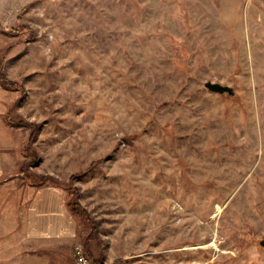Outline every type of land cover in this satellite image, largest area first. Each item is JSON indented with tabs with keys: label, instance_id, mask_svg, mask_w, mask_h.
<instances>
[{
	"label": "rangeland",
	"instance_id": "obj_1",
	"mask_svg": "<svg viewBox=\"0 0 264 264\" xmlns=\"http://www.w3.org/2000/svg\"><path fill=\"white\" fill-rule=\"evenodd\" d=\"M0 55L93 262L264 264V0H0Z\"/></svg>",
	"mask_w": 264,
	"mask_h": 264
},
{
	"label": "crops",
	"instance_id": "obj_2",
	"mask_svg": "<svg viewBox=\"0 0 264 264\" xmlns=\"http://www.w3.org/2000/svg\"><path fill=\"white\" fill-rule=\"evenodd\" d=\"M2 104L0 90V264H60L59 246L82 242L68 190L21 171L24 132L5 122Z\"/></svg>",
	"mask_w": 264,
	"mask_h": 264
},
{
	"label": "trees",
	"instance_id": "obj_3",
	"mask_svg": "<svg viewBox=\"0 0 264 264\" xmlns=\"http://www.w3.org/2000/svg\"><path fill=\"white\" fill-rule=\"evenodd\" d=\"M25 27L23 28H14V30H24ZM3 61H4V55H0V83L1 85L6 88V89H9V90H17L19 89V85L17 83V81H14V80H10L5 72H4V68H3ZM5 122L12 126V127H16L18 129H22L23 132H24V137H23V145H22V151H23V154H25V149H24V145H25V141H26V134L29 132V124L27 122H22L21 120H14L13 118H11L8 114L5 116ZM22 167V166H21ZM37 178V177H36ZM47 179L49 180H52L54 182H50V183H54V184H57V185H62L64 186L63 183H61L60 181H58L56 178L54 177H49L47 176L46 177ZM35 179V177H34ZM36 181H31V182H34L35 184H39V183H45L43 181V178H40L38 176L37 179H35ZM65 187V186H64ZM73 194V191L72 193ZM68 205L72 211V213L77 217L79 218L80 220H82L84 223L86 222L85 220V217L83 216L82 212L78 211L77 209V203L74 202V200H72V198H69V195H68ZM94 264H97L95 261L93 262Z\"/></svg>",
	"mask_w": 264,
	"mask_h": 264
},
{
	"label": "built area",
	"instance_id": "obj_4",
	"mask_svg": "<svg viewBox=\"0 0 264 264\" xmlns=\"http://www.w3.org/2000/svg\"><path fill=\"white\" fill-rule=\"evenodd\" d=\"M74 264H93V260L87 253L82 242H78L73 247Z\"/></svg>",
	"mask_w": 264,
	"mask_h": 264
},
{
	"label": "water",
	"instance_id": "obj_5",
	"mask_svg": "<svg viewBox=\"0 0 264 264\" xmlns=\"http://www.w3.org/2000/svg\"><path fill=\"white\" fill-rule=\"evenodd\" d=\"M205 86L209 88L211 91L218 92V93H228L230 95L234 94V89L233 87L229 85H225L219 82H212V81H207L205 83ZM260 245L264 246V237L260 240Z\"/></svg>",
	"mask_w": 264,
	"mask_h": 264
}]
</instances>
